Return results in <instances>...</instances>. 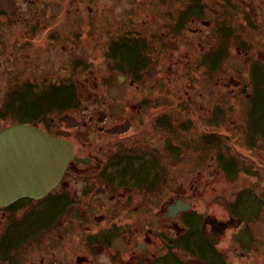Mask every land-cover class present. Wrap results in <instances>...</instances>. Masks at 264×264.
<instances>
[{
  "label": "flooded vegetation",
  "instance_id": "flooded-vegetation-1",
  "mask_svg": "<svg viewBox=\"0 0 264 264\" xmlns=\"http://www.w3.org/2000/svg\"><path fill=\"white\" fill-rule=\"evenodd\" d=\"M80 1L0 0V136L30 125L74 148L52 190L0 204V264H254L256 219L232 207L220 217L214 207L219 176L205 172L210 166L203 152L215 148L220 155V119L233 127L222 129L227 136L238 128L245 148L264 149L262 138L246 143L264 132V0H176V11L161 13L164 27L157 34L153 28L146 33L149 20L130 22L127 31L140 45L121 55L123 40L112 39L104 59L121 74H107L93 110L88 87L81 92V80L63 78L57 60L42 57L67 52L72 71L85 69V53L77 57L76 50L89 37L86 26L85 36L73 34L70 49L59 46V25L48 27L60 23L61 14L80 11ZM200 89L202 100L213 99L211 109L193 101ZM65 90L68 102L61 99ZM170 92L183 97L186 110L175 116L153 111L155 94ZM189 107L201 125L204 112L216 122L190 135ZM204 138L214 143L204 149ZM191 145L203 152L192 154L196 160L185 161L193 164L188 167ZM260 248L263 255L264 244Z\"/></svg>",
  "mask_w": 264,
  "mask_h": 264
},
{
  "label": "rangeland",
  "instance_id": "rangeland-1",
  "mask_svg": "<svg viewBox=\"0 0 264 264\" xmlns=\"http://www.w3.org/2000/svg\"><path fill=\"white\" fill-rule=\"evenodd\" d=\"M39 1L41 2L43 0ZM81 1L78 4L80 5V11L67 16L61 14L59 18L60 23H57L55 22V20H53L54 23L52 22V24L48 25V27H50L51 29V27L59 25L57 27V30L61 32V40L59 41V46H61V44H67L68 48L70 49V45L75 44V40L72 39L73 34L77 38L82 37L81 29L86 26V32L89 34V37H85L87 45L85 46V41L81 44L78 43L76 50L77 57H81V55L79 54H82L84 56L85 53V58L88 61L85 69L81 70L77 68L72 71L71 67L67 65L69 57V54L67 52L45 51L42 53V57L45 60H47L48 57L50 58V60H52L53 58L56 59L57 62L55 63L58 65V67L60 66L59 70H57L56 73L61 74L63 78L65 76H72V79H75L76 81L81 80V82L79 83V85L81 84V92H84L85 88L88 87L87 93L91 94L92 99L91 101L87 102L90 103V108L91 110H93L96 99L95 95L102 94V92L104 93L101 88V82L107 77V74H121V71H119L117 68H114V65H111L104 59L105 50L108 49L107 46L111 42H113L112 39L115 38L117 40L116 42H121L123 40L122 44L117 47H120V51L117 53L121 55H132L136 51L133 47H139L140 44L139 39L133 37L127 31L129 28L131 29V25H135V22H138L137 25H139L144 19L149 20V25L145 27L146 33L150 28H153L155 30V33L157 34V31L160 32V27L165 21L161 13H172L173 10L176 11L178 2L176 0H173L171 3L168 2V7L166 4L162 5L161 0H153L155 1L154 8L156 9L155 13H152V5L150 0H120L118 5H114L116 2L111 3L104 0H98L97 3L96 0ZM89 3H91V6L93 7L91 13H87V5ZM160 8H162L163 10ZM88 22L91 26V32H89L87 24ZM130 22H132L131 25ZM163 27L164 26H162L161 28L163 29ZM136 30L138 29L136 28ZM111 32H114V36L112 37H110L112 34ZM118 34H120L122 38ZM69 35H71V37L67 38ZM82 35H84V33ZM106 36L107 38H104ZM128 42H131L132 44H128ZM133 44H135V46H133ZM83 48L85 49V52H83ZM197 57V52L195 50L193 58ZM199 71L203 72L205 70H202V68L200 67ZM57 78L59 79V77ZM165 80L166 79L164 78V82ZM98 84H100V87L97 89L95 86H97ZM179 84H181V80H179ZM162 87H167L163 84V81ZM201 91L203 90L200 89L199 91L197 90L196 92H194L195 98L193 99V101H202L203 106H208L209 109H211L213 107L211 106V101L213 99L210 97H203L202 100L199 95V92ZM62 93L63 95L61 99L65 100V102H68L71 96H69V91L65 90ZM173 94L174 95H172V92H170V94H155V105L153 111L173 112L174 114L172 115L175 116L176 114L180 113V110H178L179 108L186 110V102L183 100V97L175 92H173ZM80 108L82 109V107ZM188 110L187 112L189 113L187 117L189 118V122H186L185 125L187 128L191 129V131L188 132L190 135L197 134V131L200 132L201 130L203 132L204 130L210 128V126H208V123L214 124L216 122L213 121L212 123H210L213 120V116H209L208 113L204 112L200 115V118L202 120L201 125L200 121L196 119L194 120V112L191 110V107H189ZM217 122V125L222 132L220 135V152H218L220 153V155L217 154L215 148L209 149V153L207 156V152L202 151L203 155L205 156L204 165L209 164L208 166H210L209 169L205 170V172L214 171V175L216 177L219 176V184L216 185L218 187V190L216 191L217 194L215 195L216 201L214 207L218 208V210L220 211V217L229 216L230 208L232 207L236 212H238V215L240 214L247 219H256V222L251 223L253 238L251 239L252 242L250 244V250L252 251L250 252V256L254 258V264H264V254L262 255L260 253V246H263L264 244V149L262 150V148H256L257 150H254L248 147L245 148L244 145L245 139H247L246 136H235V134H239V132L235 131L238 130V128L233 131L234 134L227 136L222 129H226V131L229 130V128L233 129L231 123H229V120L220 119L217 120ZM240 123L242 122L240 121ZM240 133L242 132L240 131ZM262 133V135L256 136L253 134L252 136H250V140L246 141V143L248 142L249 144H256V142L261 141V138L262 140H264V132ZM213 143L214 141H212L211 139L209 140L207 138H204V149L210 147ZM258 144L261 145L260 143ZM191 147L192 148L190 149L194 153L190 150L188 157L184 159V164L188 167H191L193 165L190 164L191 161L196 160V158L193 157L192 154H195L197 150H200V154L202 153V149L196 147V145H191ZM211 155H213V157L215 158L212 159ZM218 156H220V160L217 159ZM185 161L190 162L187 163ZM228 165H230V168L228 169L229 171L227 173L225 168ZM192 170L193 169H191V171ZM224 172L228 176L225 175ZM183 173V176L186 175L185 171H183ZM207 175L208 174L206 173L205 176ZM189 176L193 178L194 174H192V172H189ZM238 245L239 244L237 243L236 246ZM237 259L241 263V259L235 256L236 261ZM246 264L253 263L246 262Z\"/></svg>",
  "mask_w": 264,
  "mask_h": 264
},
{
  "label": "water",
  "instance_id": "water-1",
  "mask_svg": "<svg viewBox=\"0 0 264 264\" xmlns=\"http://www.w3.org/2000/svg\"><path fill=\"white\" fill-rule=\"evenodd\" d=\"M73 153L72 143L42 129H8L0 136V204L24 195H45L58 185ZM6 171H12L8 178Z\"/></svg>",
  "mask_w": 264,
  "mask_h": 264
},
{
  "label": "trees",
  "instance_id": "trees-1",
  "mask_svg": "<svg viewBox=\"0 0 264 264\" xmlns=\"http://www.w3.org/2000/svg\"><path fill=\"white\" fill-rule=\"evenodd\" d=\"M229 168H230V165H228V166L226 167L227 172L229 171V170H228Z\"/></svg>",
  "mask_w": 264,
  "mask_h": 264
}]
</instances>
